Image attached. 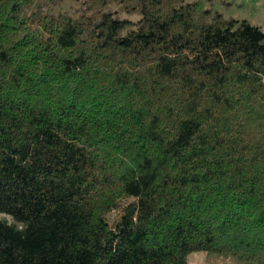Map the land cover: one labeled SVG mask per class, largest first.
Instances as JSON below:
<instances>
[{
	"label": "trees",
	"instance_id": "1",
	"mask_svg": "<svg viewBox=\"0 0 264 264\" xmlns=\"http://www.w3.org/2000/svg\"><path fill=\"white\" fill-rule=\"evenodd\" d=\"M192 253L264 264V32L187 0H0V264Z\"/></svg>",
	"mask_w": 264,
	"mask_h": 264
},
{
	"label": "rangeland",
	"instance_id": "2",
	"mask_svg": "<svg viewBox=\"0 0 264 264\" xmlns=\"http://www.w3.org/2000/svg\"><path fill=\"white\" fill-rule=\"evenodd\" d=\"M200 2L202 8L220 14L223 19L245 21L264 32V0H187ZM122 17V16H121ZM134 19V18H131ZM189 264H206L204 253H192Z\"/></svg>",
	"mask_w": 264,
	"mask_h": 264
}]
</instances>
